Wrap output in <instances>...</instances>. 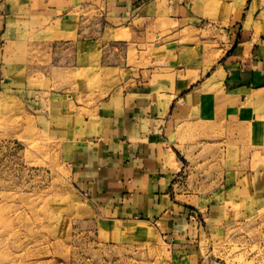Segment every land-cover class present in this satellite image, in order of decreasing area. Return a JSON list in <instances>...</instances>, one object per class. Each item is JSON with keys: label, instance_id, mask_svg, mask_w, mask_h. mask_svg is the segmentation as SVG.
<instances>
[{"label": "crops", "instance_id": "1", "mask_svg": "<svg viewBox=\"0 0 264 264\" xmlns=\"http://www.w3.org/2000/svg\"><path fill=\"white\" fill-rule=\"evenodd\" d=\"M31 42L75 46L87 69L100 56L124 70L130 44L147 53L85 116L70 155L72 185L103 227L152 228L188 251L197 207L175 187L205 182L193 175L203 154L206 182L264 195V161L239 175L237 157L242 133L264 155V0H0V91L14 89V56Z\"/></svg>", "mask_w": 264, "mask_h": 264}, {"label": "rangeland", "instance_id": "2", "mask_svg": "<svg viewBox=\"0 0 264 264\" xmlns=\"http://www.w3.org/2000/svg\"><path fill=\"white\" fill-rule=\"evenodd\" d=\"M138 48L127 47L124 70L107 68L99 53L87 69L69 44L31 42L26 55L14 56V89L0 91V264H264V195H253L249 182H206L214 168L206 154L193 171L205 182L175 187L179 200L197 207L188 251L152 228L135 235L131 225L103 227L73 187L76 135L128 68L145 64L147 53L139 57ZM240 135L242 175L264 155Z\"/></svg>", "mask_w": 264, "mask_h": 264}]
</instances>
